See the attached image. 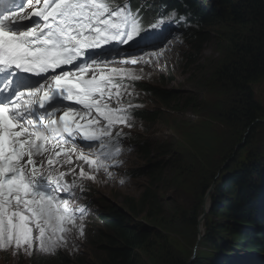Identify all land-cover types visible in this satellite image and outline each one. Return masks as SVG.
<instances>
[{
    "label": "snow or ice",
    "instance_id": "obj_1",
    "mask_svg": "<svg viewBox=\"0 0 264 264\" xmlns=\"http://www.w3.org/2000/svg\"><path fill=\"white\" fill-rule=\"evenodd\" d=\"M175 16L173 11L145 27L130 0H6L0 12V250L54 254L74 231L83 237L87 208L73 207L72 200L78 188L83 191V180L96 177L82 165L78 178L59 166L73 163L78 141L86 147L98 142L95 159L83 152L75 159L114 174L109 169L120 163L126 135L114 129L132 127L133 106H120L119 90L127 87L123 80L140 79L128 69L99 64L117 57L122 64L161 58L172 41L151 52L141 42ZM118 76L120 83L114 82Z\"/></svg>",
    "mask_w": 264,
    "mask_h": 264
},
{
    "label": "rangeland",
    "instance_id": "obj_2",
    "mask_svg": "<svg viewBox=\"0 0 264 264\" xmlns=\"http://www.w3.org/2000/svg\"><path fill=\"white\" fill-rule=\"evenodd\" d=\"M210 1L213 0L205 3ZM215 31L216 37L206 45L196 64L189 39L179 37L176 40L174 35L168 40L172 41L171 46L159 59L148 64L114 63L116 68L128 69L140 77L139 80L127 79L128 96L140 100V108L157 113V118L143 122L132 116L131 128L121 125L114 129L125 130L122 132L126 135L122 138L126 141L130 137L132 141L126 142L127 150L120 168L109 169L114 173L111 177L102 168L94 171L87 164L82 165L83 161L78 162V173L82 165L86 172L96 177L82 182L83 198L87 196L93 200L95 208L86 220L83 237L74 231L67 247L59 248L56 253L68 257L70 262L98 264L100 254L89 241L99 215L112 206L123 208L128 198L141 199L154 181L137 174L147 165L152 166L145 161L140 146L136 144L144 141L153 147H161L162 154L158 158H165L172 165L158 180V206L151 210V215L159 214L158 217L154 219L152 216L151 220L138 218V222L161 233L160 238L152 239L148 249L139 252L140 258L145 264H218L220 258L215 256V259L210 254L212 247L208 245L225 244L231 236L226 230L211 238L212 234H208L210 226L226 225L233 220L221 213L222 208L212 212L211 195L217 192L221 176L226 172L243 165L244 161L255 160V164L264 161V114L258 118V128L255 125L257 129L253 133V125L236 120L241 119L240 116L231 115L243 101V91L221 78V68L227 62L228 54L227 48L219 43V29ZM167 43L146 52L159 51ZM136 82L169 90L182 100L175 103L178 105L175 109L164 108L149 92L140 93L138 86L137 91L131 89ZM251 90L255 101L264 108V78L251 83ZM185 98H189L193 106L183 105ZM83 153L91 154L90 158L95 159L94 151L83 150ZM227 255L240 257L239 253ZM247 255L253 256L251 252ZM28 257L23 250L16 255L13 249L0 250V264H19L21 260L27 262Z\"/></svg>",
    "mask_w": 264,
    "mask_h": 264
},
{
    "label": "trees",
    "instance_id": "obj_3",
    "mask_svg": "<svg viewBox=\"0 0 264 264\" xmlns=\"http://www.w3.org/2000/svg\"><path fill=\"white\" fill-rule=\"evenodd\" d=\"M159 1L168 8L183 9L190 14L188 44L195 51V64L206 45L216 37L215 30L219 29V43L227 48L228 54V60L221 68V78L243 91V101L231 115L240 116L241 119L236 120L253 125L251 132H255L258 118L264 114L263 106L255 101L251 90V83L264 78V0H213L208 4L205 3L207 0ZM138 87L140 93L149 92L164 108L175 109L178 106L175 103L182 100L166 89L142 83ZM182 104L193 106L189 98ZM135 114L143 122L157 118V113L147 108H141ZM139 146L143 158L152 166L147 165L137 174L154 181L141 199L128 198L123 208L112 206L99 215L89 241L100 254L98 264H145L139 252L148 249L152 239L161 236L159 230L138 222V218L151 220L152 216L158 217L159 214L151 215V210L158 206V180L172 163L158 158L162 154L161 147H153L144 141H140ZM211 201L212 212L222 208L221 213L234 223L210 226L208 234H212L211 238L226 230L231 236L225 244H209L208 247H212L210 254L215 252L220 264H257V260L258 264H264V161L257 164L255 160L244 161L243 165L226 172L221 176L217 192L211 195ZM232 253H239L240 257L227 255ZM19 264L84 263L70 262L58 252L52 255L33 253L27 262L21 260Z\"/></svg>",
    "mask_w": 264,
    "mask_h": 264
},
{
    "label": "bare ground",
    "instance_id": "obj_4",
    "mask_svg": "<svg viewBox=\"0 0 264 264\" xmlns=\"http://www.w3.org/2000/svg\"><path fill=\"white\" fill-rule=\"evenodd\" d=\"M128 67V66H127ZM143 109H145V108H143ZM207 204H208V201H206V203H205V208H206V206H207ZM199 232H200V234L203 232V224L202 225H200L199 226ZM215 255V254H214ZM215 257V256H214ZM218 258V257H217ZM215 259H216V257H215ZM213 261V260H212ZM219 261V260H218ZM214 263V262H213Z\"/></svg>",
    "mask_w": 264,
    "mask_h": 264
},
{
    "label": "clouds",
    "instance_id": "obj_5",
    "mask_svg": "<svg viewBox=\"0 0 264 264\" xmlns=\"http://www.w3.org/2000/svg\"><path fill=\"white\" fill-rule=\"evenodd\" d=\"M86 227H87V224H86Z\"/></svg>",
    "mask_w": 264,
    "mask_h": 264
}]
</instances>
